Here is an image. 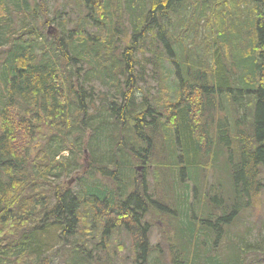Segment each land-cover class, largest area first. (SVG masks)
Here are the masks:
<instances>
[{
  "label": "trees",
  "instance_id": "obj_1",
  "mask_svg": "<svg viewBox=\"0 0 264 264\" xmlns=\"http://www.w3.org/2000/svg\"><path fill=\"white\" fill-rule=\"evenodd\" d=\"M256 195L263 0H0V264L260 263Z\"/></svg>",
  "mask_w": 264,
  "mask_h": 264
},
{
  "label": "rangeland",
  "instance_id": "obj_2",
  "mask_svg": "<svg viewBox=\"0 0 264 264\" xmlns=\"http://www.w3.org/2000/svg\"><path fill=\"white\" fill-rule=\"evenodd\" d=\"M60 1H65V0H60ZM127 36H128V34L126 35V37ZM166 39H168L167 35H166ZM24 127H25V125H20L16 128L14 138H13V141L10 143L9 149H10L11 153H13L15 151L16 154L19 155L20 153L24 152V150L27 147L29 153L31 155H33L34 146H33V143L29 144V145L27 144L26 132L23 131ZM29 130H31V132H32V127L29 128ZM43 145L44 144L41 142V140L37 141V147H40ZM206 176L208 178V183H212L214 181L215 175L213 174L212 170H208L206 172ZM67 181L68 182L72 181L71 186L74 187L75 181L73 180V177H69L67 179ZM64 184L69 185L66 182H64ZM15 189H17V188H15ZM159 191H161V187L158 190H156V193ZM12 193L9 195V197L11 195H13V196L16 195L15 190H13ZM263 215H264V195H256V198L253 201L252 207L249 208L248 211L245 212L243 215L245 218V221L239 223L238 225L236 222V224L231 228V231L234 232L235 234H237V232H242L244 229H251L253 231V227L255 226V222L257 221V219L259 217H261ZM149 222L151 223V229H150V233H149L150 243L153 245H156V244L160 245V247L163 248V254H162L163 261H164V256L166 254H167V256H166L167 261H169L170 255L166 251V249L164 248L165 238H164V233H162V231L164 229V225L159 220H157V221L156 220H150ZM15 232H18V231L15 230ZM59 233H60V231H59ZM6 234H7V230H4V232L2 233V237H4V235H6ZM249 241H250V239H249ZM107 242H108V239L105 241V243H107ZM109 243H110V245H109L108 249L111 253H114L115 250H116V252L120 251L119 248L116 246L117 245L116 240L114 239L113 236L111 237V241ZM121 243H124L126 245V248L129 246V243H130V240L125 239V234H123V233L121 234ZM227 244H228V242L226 240H223L218 245L220 247H224ZM254 256L255 255L252 254V257H254ZM110 264H119V260L117 259V257H115V255L113 256V261ZM256 264H264V261L260 262V263L256 262Z\"/></svg>",
  "mask_w": 264,
  "mask_h": 264
}]
</instances>
